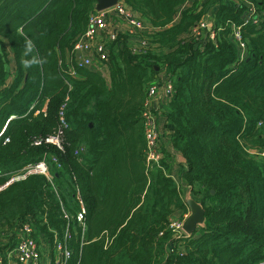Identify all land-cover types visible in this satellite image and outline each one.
Here are the masks:
<instances>
[{"label":"trees","instance_id":"obj_1","mask_svg":"<svg viewBox=\"0 0 264 264\" xmlns=\"http://www.w3.org/2000/svg\"><path fill=\"white\" fill-rule=\"evenodd\" d=\"M122 2L148 31L118 33L106 62L79 67L74 43L97 0H0V255L30 218L39 243H66L65 264H263L264 159L251 151L264 149V0L221 2L199 35L205 0ZM246 2L256 23L245 22ZM161 75L173 93L159 111L160 165L183 158L180 187L146 166L145 94ZM41 161L50 180L1 188ZM188 191L205 224L171 253L169 221Z\"/></svg>","mask_w":264,"mask_h":264},{"label":"built area","instance_id":"obj_2","mask_svg":"<svg viewBox=\"0 0 264 264\" xmlns=\"http://www.w3.org/2000/svg\"><path fill=\"white\" fill-rule=\"evenodd\" d=\"M233 3H240L243 0H232ZM247 12L245 13V22L253 20L254 23L258 21V14L255 7L246 2ZM209 16L206 14L199 24L194 28L193 32L196 35L200 34L202 29H211V21L208 20ZM112 28H118L124 33L130 36H135L141 32L148 31L146 22L138 15L132 13L130 10L125 9L122 0L117 2L108 8L98 9L96 4L95 11L91 12L88 17V25L85 32L79 36L74 43L73 50L79 57L77 65L79 67L93 66V58L95 57L99 61L106 62L109 54L108 44L115 40V34L112 33ZM233 39L241 46L240 59L244 56V44L240 41V27H235L232 33ZM210 38H213L211 34ZM132 42V48L134 51L137 49V45L146 46L145 41ZM173 86L170 81L163 75L157 78L153 82L149 83L146 88L144 110L142 113L144 124V137H145V158L146 166L148 169L160 168L164 171L167 177H171L175 180L178 187H180V180L175 175L174 170L178 169L179 159L178 155L172 153V159L167 161L172 170L167 171L162 168L160 163L163 159V153L161 151L162 144L168 149L169 144L166 142V132L161 127V121L163 120L160 114L161 104L168 103L172 97ZM163 124V121H162ZM7 141V138L5 139ZM50 142L56 143V139H49ZM251 155H255L264 159V149L260 151L253 150ZM29 174H40L46 176L49 180L51 175L49 173L48 164L44 161L29 165L23 169L21 174H17L12 177L4 186L12 183L15 180H20ZM184 201L185 195L182 196ZM189 211L188 208L182 211L181 214L171 217L169 221V229L172 232V238L174 240L171 253H181L183 246L181 240L185 239L187 234L182 229V224L187 217ZM77 224L85 229L83 222V212L79 211L73 217ZM64 236L65 241L69 239L70 232H67ZM1 238L8 237L7 231L0 233ZM47 250V251H46ZM50 251L52 257L50 258ZM70 250L67 248L65 242H62L54 236V240L50 246L46 243H39L35 237V229L32 225L30 218H26L21 222L14 230V239L10 240L9 248L6 250L5 255H0V264H45L43 262V256L46 257V264L53 262L54 264H65L66 260L70 256ZM264 264V262H262Z\"/></svg>","mask_w":264,"mask_h":264},{"label":"water","instance_id":"obj_3","mask_svg":"<svg viewBox=\"0 0 264 264\" xmlns=\"http://www.w3.org/2000/svg\"><path fill=\"white\" fill-rule=\"evenodd\" d=\"M116 2L117 0H97V7L102 10L113 6ZM185 203L188 206L189 213L183 221L182 229L187 236H191L195 229L202 228L205 224L204 209L201 204L191 198L189 191L186 193Z\"/></svg>","mask_w":264,"mask_h":264},{"label":"crops","instance_id":"obj_4","mask_svg":"<svg viewBox=\"0 0 264 264\" xmlns=\"http://www.w3.org/2000/svg\"><path fill=\"white\" fill-rule=\"evenodd\" d=\"M205 1L209 2V3H208V6H209V7H208V10H207V15L209 16V18H208L209 21H211L212 16H213V14H214V12H215L217 6H218L221 2L230 3V4L233 3L232 0H205ZM192 2H193V0H187V2H186V3H187L186 6H189ZM178 159H179V162H184L183 158H182L180 155H178ZM174 172H175V175H177L178 169H175ZM181 213H182V211H180V212L177 211V212H176V216H177L178 214H181Z\"/></svg>","mask_w":264,"mask_h":264},{"label":"rangeland","instance_id":"obj_5","mask_svg":"<svg viewBox=\"0 0 264 264\" xmlns=\"http://www.w3.org/2000/svg\"><path fill=\"white\" fill-rule=\"evenodd\" d=\"M111 30H112V33L115 34V37H116V35H117L118 33L126 34V33L122 32L121 30H119L118 28H112ZM106 74H107V73L105 72V75H106ZM43 262L46 264V257H45V256H43Z\"/></svg>","mask_w":264,"mask_h":264},{"label":"clouds","instance_id":"obj_6","mask_svg":"<svg viewBox=\"0 0 264 264\" xmlns=\"http://www.w3.org/2000/svg\"><path fill=\"white\" fill-rule=\"evenodd\" d=\"M185 196H186V194H185ZM184 202H185V199H184ZM188 211H189V209H188Z\"/></svg>","mask_w":264,"mask_h":264}]
</instances>
